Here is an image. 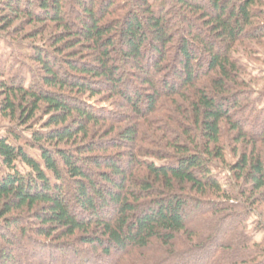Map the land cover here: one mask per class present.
I'll use <instances>...</instances> for the list:
<instances>
[{
	"label": "trees",
	"instance_id": "obj_1",
	"mask_svg": "<svg viewBox=\"0 0 264 264\" xmlns=\"http://www.w3.org/2000/svg\"><path fill=\"white\" fill-rule=\"evenodd\" d=\"M259 47L264 0H0V264H264Z\"/></svg>",
	"mask_w": 264,
	"mask_h": 264
},
{
	"label": "rangeland",
	"instance_id": "obj_2",
	"mask_svg": "<svg viewBox=\"0 0 264 264\" xmlns=\"http://www.w3.org/2000/svg\"><path fill=\"white\" fill-rule=\"evenodd\" d=\"M19 22H17L15 25H18ZM30 28H27V31ZM21 36H18V38ZM45 37V36H44ZM257 57L259 59L258 63H252V62H248V64L250 65L249 68L252 72L253 75H257L259 72H264V48L263 47H259L257 48ZM255 87H257L260 90H264V83L261 82H254ZM120 113H122L123 115L125 114L126 117L127 115H131V113L125 108L122 107L120 109ZM9 124L8 120L3 119L0 116V130H2L3 128H6ZM228 161H232V158L230 157V154L227 156ZM263 210V209H261ZM263 213V212H262ZM264 216V215H263ZM257 217L256 216H252L250 218V220L248 221L247 224V236L252 240V242L255 243H262V239H263V234L260 232H257L255 230V223H256ZM104 261H111V258H106Z\"/></svg>",
	"mask_w": 264,
	"mask_h": 264
}]
</instances>
